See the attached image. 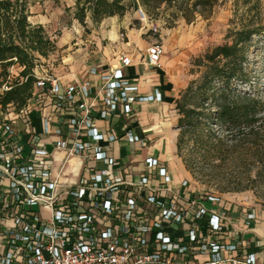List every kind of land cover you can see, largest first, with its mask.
I'll use <instances>...</instances> for the list:
<instances>
[{"label":"built area","instance_id":"1","mask_svg":"<svg viewBox=\"0 0 264 264\" xmlns=\"http://www.w3.org/2000/svg\"><path fill=\"white\" fill-rule=\"evenodd\" d=\"M136 13L148 21L141 8ZM162 54L152 42L144 63L160 67ZM132 62L122 53L118 64L66 84L35 75L26 106L0 104V264H264V242H256L259 253L245 249L219 195L183 193L190 181L176 186L153 155L137 174L110 153L118 138L98 130L94 106L106 118L162 99L157 88L140 93L126 77ZM124 135L144 144L131 129ZM242 215L246 225L257 218L251 208ZM195 254L207 259L192 262Z\"/></svg>","mask_w":264,"mask_h":264},{"label":"rangeland","instance_id":"2","mask_svg":"<svg viewBox=\"0 0 264 264\" xmlns=\"http://www.w3.org/2000/svg\"><path fill=\"white\" fill-rule=\"evenodd\" d=\"M173 6L162 4L152 11L148 21L140 20L136 10L124 15L141 36L152 42L166 43V56L174 57L177 77L176 100L173 112L174 161L185 168L196 191L219 195L223 204L231 208L254 209L264 213V132L256 138L244 136L237 142L224 140L223 127L213 121L211 102L200 107L195 126L181 133L178 127L180 113L176 101L187 106H201L204 66L195 59L218 44L231 43L228 32L244 26L263 28L264 0H216L210 5L192 7L194 0H177ZM182 9V10H181ZM75 0H45L30 6L29 20L42 24L50 40L46 55L35 53L34 75L48 73L62 76L67 73L70 55L74 58L85 53L97 37L110 25L94 23L86 17L84 23L75 18ZM118 16L120 18L124 17ZM186 16L187 20L183 17ZM262 26V27H261ZM244 74L230 80L227 86L220 82L205 86V96L225 90L234 96L246 92L264 98V33L253 35L243 45ZM16 77L17 65L10 67ZM191 89L188 91V86ZM262 160L258 161V157ZM124 159L120 160L124 164ZM234 216L233 213H230Z\"/></svg>","mask_w":264,"mask_h":264},{"label":"trees","instance_id":"3","mask_svg":"<svg viewBox=\"0 0 264 264\" xmlns=\"http://www.w3.org/2000/svg\"><path fill=\"white\" fill-rule=\"evenodd\" d=\"M45 0H0V104H13L16 110L26 106L32 96L35 82L33 73L35 53L46 55L50 47L49 36L42 24H33L29 17L30 6ZM177 0H75V18L84 23L89 17L94 23L111 16H123L129 9L141 8L149 16L162 4L173 6ZM216 0H194L192 7L212 5ZM182 10V9H181ZM186 20V16H183ZM264 18V11H263ZM262 27V26H261ZM264 33L260 26H244L227 37L231 43L218 44L195 59L198 66H204L202 85L220 82L227 86L231 79L244 74L243 45L253 35ZM17 65L16 77L10 67ZM3 86L7 89L1 90ZM201 86V106H187L176 101L180 113L178 127L181 133L195 126L200 115V107L211 102V119L223 127L224 140L237 142L239 138L251 136L256 138L264 132V98L240 92L234 96L225 90L210 97L205 96L207 89ZM191 89V84L188 86ZM258 157V161L262 160Z\"/></svg>","mask_w":264,"mask_h":264},{"label":"crops","instance_id":"4","mask_svg":"<svg viewBox=\"0 0 264 264\" xmlns=\"http://www.w3.org/2000/svg\"><path fill=\"white\" fill-rule=\"evenodd\" d=\"M31 21V20H30ZM103 23L110 25L101 37H97L94 46L77 58L70 55L67 59V73L61 78L63 84L69 83L76 76L79 79L90 78L89 69L98 67L107 70L110 66L118 64L120 54L128 53L133 57L131 65L124 68V73L130 81L139 87L140 93L151 94L157 88L161 94L160 101L137 103L129 115L113 112L106 118H101L99 112L102 109L100 103L93 108L96 125L102 133H113L118 140L111 144L110 153L117 159H124L126 171L140 173L144 169L143 160L148 155L157 157L169 170L173 183L179 187L181 181L187 179L189 172L185 168L177 167L174 161V139L177 131L174 129L173 112L176 100L177 77L174 74L176 68L174 57L166 56V43L163 46L161 66L153 67L144 63L146 48L152 43L141 33L136 31L125 15L107 17ZM120 34H124L123 37ZM31 115L36 118L37 107L31 109ZM38 121H36L37 123ZM131 129L144 144L130 143L125 139L124 132ZM194 189L190 182L189 188H182L185 193ZM225 215L228 217V228L238 231V238L245 242V249L249 252L259 253L261 248L257 241L264 242V213L257 214L256 221L245 224L243 210L231 208L222 203ZM233 213L234 216H231ZM182 229V228H181ZM229 255V254H228ZM232 256L241 257V252H233ZM207 259L205 255L195 254L190 260L202 262Z\"/></svg>","mask_w":264,"mask_h":264}]
</instances>
